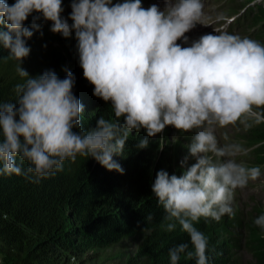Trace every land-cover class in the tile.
I'll use <instances>...</instances> for the list:
<instances>
[{
  "label": "clouds",
  "instance_id": "1",
  "mask_svg": "<svg viewBox=\"0 0 264 264\" xmlns=\"http://www.w3.org/2000/svg\"><path fill=\"white\" fill-rule=\"evenodd\" d=\"M163 2L161 9L157 3L144 7L142 0H70L65 18L63 0H0V49L8 52L0 63L17 62L22 80L13 88L14 101L0 99V176L39 183L78 156L123 174L114 156L124 154L133 131L148 137L167 127L194 132L186 147L195 162L182 175L158 171L152 192L165 212L160 228L172 232L179 225L190 238L169 250L171 264L182 256L208 264V238L194 224L234 216L235 190L249 181L264 183V163L256 160L260 144L246 153L253 160L246 165L236 159L241 146L227 136L221 144L216 134L217 127L261 123L254 109L264 108V44L217 31L189 44L186 33L200 23L202 0ZM41 20L66 39L74 33L84 78L95 97L110 103V116L95 127L82 124L84 106L68 67L64 78L54 70L32 76L22 67L31 52L26 38L43 35ZM146 147L148 140H139L137 148ZM254 224L264 229V214Z\"/></svg>",
  "mask_w": 264,
  "mask_h": 264
},
{
  "label": "trees",
  "instance_id": "2",
  "mask_svg": "<svg viewBox=\"0 0 264 264\" xmlns=\"http://www.w3.org/2000/svg\"><path fill=\"white\" fill-rule=\"evenodd\" d=\"M63 7V16L67 18L71 12L70 0H63ZM246 13L238 23L244 27L251 23L253 28H258L257 32L253 29V34L264 44V8L257 4ZM31 20L30 16L26 26H30ZM39 23L43 35L37 31L32 38H26L31 52L22 61V67L32 76L46 70L58 74L68 67L76 77L73 92L84 106L82 124L85 129L95 127L101 116H110V103L95 97L94 86L84 78L74 33L66 39L50 31L51 22L41 20ZM7 55V50L0 49V56ZM16 63H0V99L4 101L15 100L13 88L22 82L15 72ZM256 112L261 123L249 122L252 126L246 135L260 144L256 160L263 164L264 108ZM141 139L130 135L124 154L114 156L124 169L123 174L107 170L91 157L78 156L75 162L66 161L62 172L39 183L15 174L0 176V258L3 263L68 264L71 259L95 249L114 246L131 234L157 233L165 212L152 192V183L158 171L163 169L169 174L173 171L167 156L160 159L155 156L157 142L147 139L148 147L138 149ZM178 172L182 175L184 170L178 168ZM149 214L153 217L151 221L146 219ZM261 214L264 209L255 208L244 225L251 264H264V229L254 224ZM238 224L242 225V221L238 220ZM194 226L208 238V264H241L235 250L239 248L241 236L223 234L225 231L210 218H201ZM162 235L147 236L130 264H171L169 250L180 243H190L181 228ZM179 264H196V261L182 256Z\"/></svg>",
  "mask_w": 264,
  "mask_h": 264
},
{
  "label": "rangeland",
  "instance_id": "3",
  "mask_svg": "<svg viewBox=\"0 0 264 264\" xmlns=\"http://www.w3.org/2000/svg\"><path fill=\"white\" fill-rule=\"evenodd\" d=\"M208 3V8L206 12V16L202 15L200 23H197L195 28L198 31L199 35L209 34L211 28H207V25L210 22H214L213 27L218 24L216 19L227 18V24L230 23L235 17L236 23L242 21V17L239 16V10L244 11V7H254L255 5H260L264 8V0H236V5L231 6L233 8L232 16L227 15V10L225 8L230 7V1L227 0H206ZM144 7H149L152 2L151 0H142ZM219 13V14H218ZM218 16V18H217ZM252 25V27H251ZM253 24L250 23V29L253 28ZM261 27V26H259ZM238 31H241L245 35H251V30H244L237 28ZM256 32L259 31L258 28L255 29ZM58 75L61 78L66 76V73L60 71ZM74 90V89H73ZM257 117H259L256 109H254ZM250 122V120H249ZM240 127H244V125L240 124ZM218 131V132H217ZM216 134L218 139H222V132L217 130ZM194 132L189 133H180L173 127H167L163 133L158 134L155 137H148L146 131L141 130L139 133L133 131L130 135H135L142 137L143 139H150L152 141L157 142L158 151L155 153L157 158L168 157L170 161V169L173 171V174L179 175L178 168L185 170L186 167L190 166L194 163V158L189 156L188 149L186 145L191 142L192 136ZM241 132L232 133V139L241 141L251 140L247 137L246 134L241 135ZM230 140V139H229ZM221 142V141H220ZM222 144V142H221ZM188 157L187 164L184 166L181 165V161ZM248 164H252L253 160L249 158L246 161ZM168 170V168H166ZM234 216L224 215L219 221H215L210 218L213 223L221 229V231H225L223 234L228 235H237L241 236L242 239L239 243V248L237 247L235 250L239 258H241V264H251L253 262L252 256L248 251L246 246L247 240V231L245 230L244 225H246L249 214L255 208L264 209V183L263 180L258 182H252L250 187H245L243 189H237L234 193ZM238 220L242 221V225L238 224ZM177 228H180L177 225ZM176 228V229H177ZM222 231V232H223ZM167 231L162 230L161 228L157 233H135L131 234L129 238L123 240L122 242L107 248L95 249L88 253L87 255L77 258L71 259L68 264H130V261L135 258V256L140 251L141 246L145 243L147 236H153V234H166ZM163 236V235H162Z\"/></svg>",
  "mask_w": 264,
  "mask_h": 264
},
{
  "label": "built area",
  "instance_id": "4",
  "mask_svg": "<svg viewBox=\"0 0 264 264\" xmlns=\"http://www.w3.org/2000/svg\"><path fill=\"white\" fill-rule=\"evenodd\" d=\"M0 264H4L1 258H0Z\"/></svg>",
  "mask_w": 264,
  "mask_h": 264
},
{
  "label": "bare ground",
  "instance_id": "5",
  "mask_svg": "<svg viewBox=\"0 0 264 264\" xmlns=\"http://www.w3.org/2000/svg\"><path fill=\"white\" fill-rule=\"evenodd\" d=\"M251 27H252V25H251ZM254 139H255V138H254ZM254 139H253V140H254Z\"/></svg>",
  "mask_w": 264,
  "mask_h": 264
}]
</instances>
